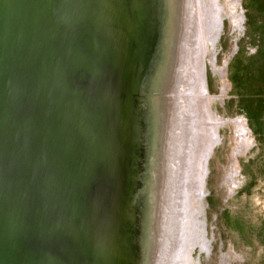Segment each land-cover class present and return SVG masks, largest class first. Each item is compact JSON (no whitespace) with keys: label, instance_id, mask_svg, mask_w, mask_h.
<instances>
[{"label":"water","instance_id":"1","mask_svg":"<svg viewBox=\"0 0 264 264\" xmlns=\"http://www.w3.org/2000/svg\"><path fill=\"white\" fill-rule=\"evenodd\" d=\"M180 1L0 0V264H149Z\"/></svg>","mask_w":264,"mask_h":264},{"label":"rangeland","instance_id":"2","mask_svg":"<svg viewBox=\"0 0 264 264\" xmlns=\"http://www.w3.org/2000/svg\"><path fill=\"white\" fill-rule=\"evenodd\" d=\"M198 3L203 27L211 26L205 37L198 31L190 56L184 41L188 67L198 53L195 83L200 90L190 94L202 105L199 110L191 103L190 109L184 107L189 120L192 116L196 123L199 112L201 117L188 195L195 234L186 250L187 264H264V115L256 120L255 113L257 107L264 111V0ZM193 7L188 0V16ZM179 86L176 101L184 93ZM144 188H138L135 199H141Z\"/></svg>","mask_w":264,"mask_h":264},{"label":"bare ground","instance_id":"3","mask_svg":"<svg viewBox=\"0 0 264 264\" xmlns=\"http://www.w3.org/2000/svg\"><path fill=\"white\" fill-rule=\"evenodd\" d=\"M179 4V16L177 15L174 19L175 22L177 21L175 41L173 40V32L171 33L172 38H170L172 39L170 40V47H175V51L172 53L164 77L159 81L154 111L156 136L151 157V169L153 171L151 176L153 183L150 188L154 216L151 227L152 234L151 237L149 236L148 239L150 240L147 243V248L149 249L151 247L149 264H187L186 250L195 234L192 233V227L194 225L190 221L191 214L188 205V195H190L192 180H195L192 171L195 160L197 159L198 152L195 153V151L199 143L201 117L199 112V118L196 123L192 119V116L191 120H189L184 107H189L191 103L193 109L199 110V106L202 105L193 94H190L193 90H200V84L196 86L195 83L198 53L196 57L194 55V66L188 67V63L185 64L184 59V51L186 48L184 47V41L187 43L186 55L190 56L197 43L198 31L199 33L201 31L203 37H205L204 34L207 36L208 30L206 27H210L211 25H205L206 27H203L200 17L203 5L200 6L199 3L197 5V0H191V5L194 7L191 9V13L189 12L190 17L187 15L188 0H181ZM194 24L195 27H193ZM188 27L189 30L187 31L186 28ZM198 43V48H200V35ZM182 62L185 64L183 65V69ZM186 77L187 86L185 85L183 87V80ZM192 77H194V81L190 82ZM175 85H180L179 88H182L184 91V93H180L177 101L175 99ZM186 94L189 96H186ZM182 97L187 102L181 101ZM183 116L184 118H182ZM194 184L196 185L197 181Z\"/></svg>","mask_w":264,"mask_h":264},{"label":"trees","instance_id":"4","mask_svg":"<svg viewBox=\"0 0 264 264\" xmlns=\"http://www.w3.org/2000/svg\"><path fill=\"white\" fill-rule=\"evenodd\" d=\"M257 103H262V101ZM255 113L257 115L256 120L261 119L263 117L262 115H264V111L258 107L255 109Z\"/></svg>","mask_w":264,"mask_h":264}]
</instances>
